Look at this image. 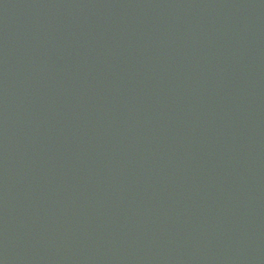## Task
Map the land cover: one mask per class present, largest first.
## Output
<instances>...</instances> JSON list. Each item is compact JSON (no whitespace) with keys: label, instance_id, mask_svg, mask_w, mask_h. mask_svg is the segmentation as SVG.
I'll list each match as a JSON object with an SVG mask.
<instances>
[{"label":"water","instance_id":"obj_1","mask_svg":"<svg viewBox=\"0 0 264 264\" xmlns=\"http://www.w3.org/2000/svg\"><path fill=\"white\" fill-rule=\"evenodd\" d=\"M0 264H264V0H0Z\"/></svg>","mask_w":264,"mask_h":264}]
</instances>
